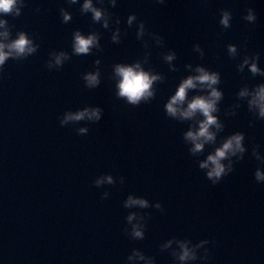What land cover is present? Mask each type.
<instances>
[{
    "label": "water",
    "instance_id": "1",
    "mask_svg": "<svg viewBox=\"0 0 264 264\" xmlns=\"http://www.w3.org/2000/svg\"><path fill=\"white\" fill-rule=\"evenodd\" d=\"M93 2L113 14L109 29L94 24L90 13L81 14L83 0L71 6L67 0H24L19 17L0 16L14 25L12 38L24 31L39 44L35 54L22 61L9 59L0 72V264H127L133 249L154 257L156 264H173L170 251H160L173 237L214 241L205 246L209 259L192 264H264V183L255 182L259 162L251 155L255 145L264 155V120L236 97L243 86L264 83L247 67L237 70L245 55L255 54L264 69V0H116L115 7L109 0ZM61 8L72 15L68 23L62 22ZM249 8L256 14L254 23L244 19ZM222 9L232 14L227 29L219 24ZM131 14L137 21L128 27ZM117 18L118 44L111 40ZM139 21L144 22L148 48L136 37ZM76 30L98 32L102 50L71 55ZM148 33L162 36L163 45ZM195 44L203 49V58L193 50ZM228 44L237 46V57L228 55ZM52 51H66L71 59L50 71L45 64ZM170 51L176 53L171 61L175 72L163 60ZM146 53L150 56L144 64ZM97 59L101 83L88 89L82 76L95 70ZM137 60L165 79L154 85V99L134 107L117 99L112 66ZM186 64L220 73L223 99L217 115L224 131L217 146L234 132L245 134L244 158L216 185L197 163L214 146L191 156V145L183 140L190 122L171 119L164 110L181 79L194 74ZM195 94L190 91L189 97ZM236 103V114L226 116ZM85 106L102 108V119L60 125L65 112ZM79 127L89 132L79 135ZM103 174L116 183L94 186ZM105 191L109 196L102 199ZM129 194L150 204L160 202L164 211L126 209ZM131 211L150 214L143 240L123 232Z\"/></svg>",
    "mask_w": 264,
    "mask_h": 264
},
{
    "label": "clouds",
    "instance_id": "2",
    "mask_svg": "<svg viewBox=\"0 0 264 264\" xmlns=\"http://www.w3.org/2000/svg\"><path fill=\"white\" fill-rule=\"evenodd\" d=\"M69 6L78 3V0H67ZM99 4H103L104 0H97ZM165 0H157V3H164ZM112 7L116 6V0H109ZM25 6L24 0H0V16L12 15L19 17L21 9ZM81 14H91L92 22L100 23L103 28H110L113 14L107 8L95 6L93 0H83L80 7ZM60 14L62 22L68 23L72 19V15L66 9L61 8ZM221 18L219 24L227 29L231 26L232 14L228 10H221ZM244 19L250 23H254L257 19L252 8L247 10V15ZM137 21L135 14H131L127 18V25L131 27L133 22ZM117 27L116 31L112 32L111 40L113 43H120L121 30L118 27L120 24L119 18L115 20ZM6 19H0V72H3L4 65L9 59L22 61L29 56L35 54L39 48V44L35 43L34 39L24 31H17L15 38H12L11 29ZM146 34L143 21L137 24L136 37L143 41L144 47L148 48L149 44L144 41ZM151 39H155L156 44L163 45V37L155 33H148ZM93 49L102 50L100 45V34L98 32H90L87 35L80 30L73 32L72 52L71 55H89ZM193 50L200 52L201 58L204 56V51L199 44L193 45ZM228 55L232 58L238 56L237 46L234 44L227 45ZM71 55L66 51H52L49 53V59L45 66L48 70H59L63 67L65 61L71 59ZM150 53H146L143 63H148ZM176 59V53L170 51L163 55V60L168 62L170 71H177L176 67L171 66V61ZM259 54L252 56L245 55L242 61L237 65V70L243 72L245 67L248 68L253 78L257 75L264 77V69L258 66ZM101 61L97 59L95 70L83 74L82 79L85 87L95 89L101 83L100 65ZM185 68L194 74L187 75L182 78L174 95H171L164 105L165 114L167 117L180 121L190 122L188 130L183 133V140L186 144H190L189 153L193 157L201 156L205 152V146H214V150L209 152L206 159L197 160L199 169L203 170L206 178L216 185L222 178L228 176L234 170V164L244 158L247 149L245 147V134L243 132H234L231 135L221 138L217 146L218 134L224 131V123L219 119V103L223 99V92L218 87L221 83L219 72L210 71L202 65L193 67L191 64H186ZM112 79L115 83V95L117 99H123L127 104L138 106L141 103H148L155 98L156 88L154 85L157 82H163L165 77L156 73L152 69L145 70L141 60L133 63H117L112 66ZM197 94L189 97V92ZM237 100H246L248 111L251 112L256 119L264 120V83L257 84L251 89L245 85L236 94ZM240 104L236 103L232 106V111H226L225 115H235V109L239 108ZM103 109L100 107L85 106L84 108L65 112L60 118V125L66 126L76 124L81 121L97 123L102 119ZM254 122H249V127H254ZM89 132L87 127H79L77 133L86 135ZM259 145L252 148L251 155L259 162V166L254 173L256 183H264V155L257 150ZM226 161V163H225ZM121 185L124 184V177L119 178ZM116 180L110 174H103L97 177L93 184L97 188L107 184L114 185ZM109 193L105 191L102 194V199H106ZM123 207L126 209H148L154 207L161 212L164 211L160 202L150 204V202L139 196L129 194L123 202ZM150 219L149 213H141L131 211L126 216V225L123 232L126 236L133 240H143L145 237V229L147 220ZM136 221V223H133ZM214 241L201 240L198 243H193L190 239H178L173 237L160 245V251H170L173 258V264H192L197 260L207 261L209 259V249L205 247ZM175 245V246H174ZM203 249V254L200 251ZM136 261H143V264H156L155 258L146 256L139 249H133L131 254L127 256V264H135Z\"/></svg>",
    "mask_w": 264,
    "mask_h": 264
}]
</instances>
